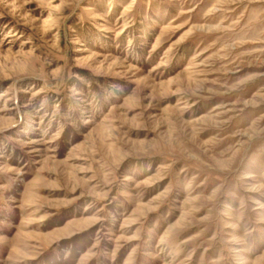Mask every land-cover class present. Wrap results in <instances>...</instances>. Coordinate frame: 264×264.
I'll use <instances>...</instances> for the list:
<instances>
[{
    "label": "rangeland",
    "instance_id": "rangeland-1",
    "mask_svg": "<svg viewBox=\"0 0 264 264\" xmlns=\"http://www.w3.org/2000/svg\"><path fill=\"white\" fill-rule=\"evenodd\" d=\"M0 264H264V0H0Z\"/></svg>",
    "mask_w": 264,
    "mask_h": 264
}]
</instances>
